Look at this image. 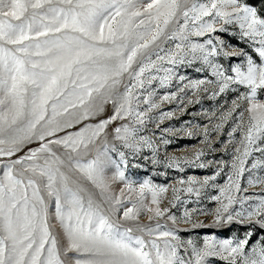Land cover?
I'll list each match as a JSON object with an SVG mask.
<instances>
[{"label": "snow or ice", "instance_id": "1", "mask_svg": "<svg viewBox=\"0 0 264 264\" xmlns=\"http://www.w3.org/2000/svg\"><path fill=\"white\" fill-rule=\"evenodd\" d=\"M220 34L238 35L250 51ZM221 57L240 62L226 69ZM194 64L214 79L179 92L202 89L214 98L231 86L245 89L227 113L239 109L228 135H243L228 183L211 197L219 206L193 210L212 216L210 224L172 209L188 202L181 192L198 202L219 171L181 179L171 198L169 186L128 175L137 158L180 171L207 166L203 148L169 155L171 141L150 128L175 133L161 129L171 112L153 114L160 109L154 84L183 82L176 70ZM261 96L264 0H0V264H264V235L253 242L257 227L264 233V192L233 195L245 171L249 187L264 186L244 168L250 146L264 154ZM172 99L176 93L162 97ZM232 223L249 226L243 238L181 235L188 231L181 224Z\"/></svg>", "mask_w": 264, "mask_h": 264}, {"label": "rangeland", "instance_id": "2", "mask_svg": "<svg viewBox=\"0 0 264 264\" xmlns=\"http://www.w3.org/2000/svg\"><path fill=\"white\" fill-rule=\"evenodd\" d=\"M229 44L244 48L246 51H250L248 46L242 41L238 35L233 36L230 34H220ZM195 39V38H194ZM219 62L227 69L230 65L239 63L236 58L232 60L221 57ZM199 64L191 66H179L175 72V76H184L185 80L181 82L179 79H173L172 82L165 87H161L159 84H154L156 89V99L160 103V109L156 110L153 114L157 116L160 112H171L172 116L164 120L161 125V129L170 128L176 130L175 133H162L159 129H155V125H150V128L155 130L157 138L160 135H164L169 139L171 143L167 145V152L172 156H185L192 153L194 150L203 148L205 155L201 158V162L207 166L204 168L199 167H184V171H180L176 168H168L164 165H151L147 160L137 158L132 160L129 165L128 175L131 179L142 182L143 180H151L152 183L160 186H169V192L165 195L171 198V187H180L179 181L184 179L187 181L188 177H192L197 180H203L205 177H212L219 171V175L215 180H210L209 185L201 190V196L197 202V198L192 195L189 196L186 192L179 193L181 200H187L185 204L177 205V208H173L172 211L178 216L183 215L185 209L193 213V219H199L205 224H210L213 217L210 215H197L193 210L204 209L208 212H213L219 205L211 197L219 195V187H223L228 183V176L232 173L231 164L234 162L237 153L234 149L240 146V140L242 139V132L237 131L232 137L228 135L234 127L237 126L238 118L237 109L228 116L227 113L233 107V101L245 91L243 86H231L224 93L215 96H211V92L205 93L203 90L193 91L191 88L185 89L184 93L179 92V88L184 84H189L191 81L196 80H212L211 69L205 68L202 71H197ZM148 87V85H145ZM236 88V90H232ZM176 93L178 99H172L170 101H163L164 95ZM264 99V96L260 97ZM181 100L184 101L181 105ZM188 101H191L189 103ZM198 101V102H197ZM110 109V105H109ZM220 124L221 127L217 130L216 125ZM79 125L68 131L78 130ZM182 130V131H181ZM196 131V135L189 137V131ZM207 130L208 141L204 139V132ZM63 135V133H60ZM210 145V147H209ZM257 145L264 147V143L257 141ZM36 145L33 144L32 147ZM241 150L240 155H242ZM249 156L244 158V168L251 171L252 177L259 176L264 178V154L256 150V145H252L249 148ZM146 155H150L148 149L144 150ZM164 153V146H161V155ZM211 162L210 164L208 162ZM257 164V168L252 169L251 165ZM132 164H139V167H132ZM249 177V171H245L243 176L240 177L241 192H233V195H261L264 192V186L249 187L247 180ZM215 184L217 187H212ZM187 185H185L186 187ZM247 188V192L243 189ZM167 203V201H165ZM144 222H147V218H142ZM181 228H187L188 231H182L181 235L187 239H200L207 236L215 235L217 239H229V238H243L246 231L249 230L248 225H241L239 223H232L223 228L215 227H201L192 229L191 225H180ZM256 235L253 238V242L258 240L261 235L259 228L255 229ZM215 264H223L222 261L216 260Z\"/></svg>", "mask_w": 264, "mask_h": 264}]
</instances>
